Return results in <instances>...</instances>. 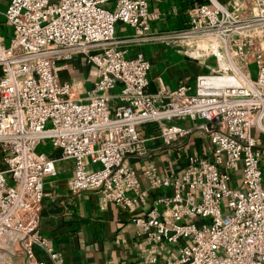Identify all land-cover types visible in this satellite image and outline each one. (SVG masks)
<instances>
[{
  "label": "built area",
  "instance_id": "built-area-1",
  "mask_svg": "<svg viewBox=\"0 0 264 264\" xmlns=\"http://www.w3.org/2000/svg\"><path fill=\"white\" fill-rule=\"evenodd\" d=\"M162 1H10L8 47L0 37V264L17 253L44 264L36 248L63 263L41 234L45 181L63 161L74 162L71 195L93 192L101 207L134 215L151 243L148 263L177 247L164 264H264V0H191L184 28L153 32L149 3ZM118 24L133 34L118 36ZM146 45L206 73L152 94L149 60L131 55ZM76 59L94 72L85 99L60 80ZM197 139L203 155L190 152ZM163 151L175 153L176 168L150 160ZM132 159L148 161L147 189Z\"/></svg>",
  "mask_w": 264,
  "mask_h": 264
},
{
  "label": "crops",
  "instance_id": "crops-1",
  "mask_svg": "<svg viewBox=\"0 0 264 264\" xmlns=\"http://www.w3.org/2000/svg\"><path fill=\"white\" fill-rule=\"evenodd\" d=\"M11 0H0V17L4 20ZM191 0H164L160 3L150 2L149 13L156 16L151 21L153 32L182 29L186 26L188 17L186 10ZM118 36L128 37L133 34L131 28L118 24ZM133 56L137 51L145 54L151 64L148 75V91L155 94L159 91L160 82L167 90H175L180 85H194L195 77L206 73L203 67L184 56L159 46L146 45L132 47ZM62 82L73 83L79 88L78 98L85 99L95 81L93 69L80 59L71 62L66 70L61 71ZM192 125L190 122H182ZM153 129L148 128V134ZM262 151L261 166L264 173V134L256 133ZM158 148L160 142L150 143ZM47 154H53L49 145ZM203 155V145L200 139L195 140L193 151ZM44 152V151H43ZM57 156V154H53ZM184 155L182 166L185 165ZM176 155L173 152H158L150 160L165 172L176 168ZM148 161L131 160V164L140 171L142 186L149 187L142 170ZM58 175L45 181V198L43 201L41 234L48 240L49 246L61 254L62 264H150L148 257L151 243L139 228L133 223V214L114 204L101 207L98 196L93 192L71 195L69 181L74 176V162L63 161L57 164ZM235 186H240V178L236 177ZM154 197V194L152 195ZM177 247H167L157 264H164L178 255ZM36 260L44 264H53L50 257L41 248L35 249ZM9 264H25L22 253L8 255Z\"/></svg>",
  "mask_w": 264,
  "mask_h": 264
},
{
  "label": "rangeland",
  "instance_id": "rangeland-1",
  "mask_svg": "<svg viewBox=\"0 0 264 264\" xmlns=\"http://www.w3.org/2000/svg\"><path fill=\"white\" fill-rule=\"evenodd\" d=\"M109 7H110V5H108L106 8H109ZM12 34H13L12 29L9 26H7L4 22V20L0 17V37H2L5 40V44L7 47L10 44V39L12 37ZM162 47H164V46H162ZM165 49L172 51L174 53H177L176 51H174L172 49H168V48H165ZM251 71H252L253 75H256V67L255 66H251ZM41 150L47 153V150H49V148H46V149L43 148ZM183 158L184 157H182V160H183ZM4 167L5 166H4L3 158H2V155L0 153V169H3Z\"/></svg>",
  "mask_w": 264,
  "mask_h": 264
}]
</instances>
